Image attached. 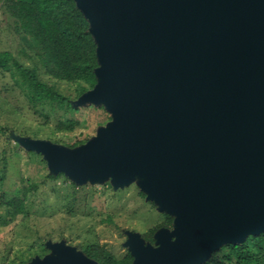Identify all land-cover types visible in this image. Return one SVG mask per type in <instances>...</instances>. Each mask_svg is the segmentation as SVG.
<instances>
[{"label":"water","instance_id":"1","mask_svg":"<svg viewBox=\"0 0 264 264\" xmlns=\"http://www.w3.org/2000/svg\"><path fill=\"white\" fill-rule=\"evenodd\" d=\"M96 42L80 104L112 120L84 145L29 148L76 184L141 188L173 217L131 264H204L264 233V0H75ZM32 264H96L62 243Z\"/></svg>","mask_w":264,"mask_h":264},{"label":"rangeland","instance_id":"2","mask_svg":"<svg viewBox=\"0 0 264 264\" xmlns=\"http://www.w3.org/2000/svg\"><path fill=\"white\" fill-rule=\"evenodd\" d=\"M4 2L0 0V53L12 54L26 67L39 66L37 44L17 30ZM50 82L74 99L79 113H65L46 103L31 104L10 74L0 72V163L6 166L3 191L11 198L20 195L24 186L35 187L25 215L10 219L0 209V264H32L53 256L50 246L59 243L96 264L92 252L121 260L129 253V234L154 246L155 234L172 230L173 222L170 228L161 227L167 213L147 197L140 178L117 189L110 178L76 184L63 173L57 177L59 173L49 169L44 156L29 148L46 142L75 149L71 147L74 143L93 138L112 120L108 112L104 116L87 103L80 104L67 84ZM68 119L79 123L73 132L62 127Z\"/></svg>","mask_w":264,"mask_h":264},{"label":"trees","instance_id":"3","mask_svg":"<svg viewBox=\"0 0 264 264\" xmlns=\"http://www.w3.org/2000/svg\"><path fill=\"white\" fill-rule=\"evenodd\" d=\"M4 8L7 15L15 21L17 30L37 44L39 66L26 67L12 54L2 52L0 72L10 74L15 85L31 104L46 103L57 106L65 113H79V108L73 104L74 99L63 94L50 82L53 80L67 84L72 88L76 99L92 90L97 83V45L89 23L76 1L5 0ZM43 76L48 80H44ZM87 106L94 108L96 112H102L104 116L108 114L103 105ZM78 125L77 121L68 119L62 127L73 132ZM86 141L76 142L71 147L77 148ZM5 167L4 161L0 163V209L13 219L26 214V205L35 187L24 186L20 195L7 197L3 191ZM59 176L61 173L57 177ZM164 216L165 221L161 227L170 228L173 217L168 214ZM90 256L98 264H130L133 261L129 253L121 260L101 257L94 252ZM204 264H264V233L248 236L242 244L221 246Z\"/></svg>","mask_w":264,"mask_h":264},{"label":"flooded vegetation","instance_id":"4","mask_svg":"<svg viewBox=\"0 0 264 264\" xmlns=\"http://www.w3.org/2000/svg\"><path fill=\"white\" fill-rule=\"evenodd\" d=\"M131 263H132V262H131ZM131 263H130V264H131Z\"/></svg>","mask_w":264,"mask_h":264}]
</instances>
